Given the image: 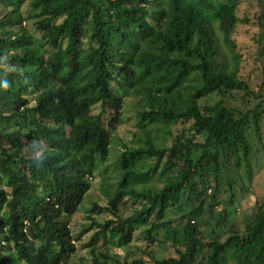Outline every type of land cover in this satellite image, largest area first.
Segmentation results:
<instances>
[{
	"label": "trees",
	"instance_id": "16d2710c",
	"mask_svg": "<svg viewBox=\"0 0 264 264\" xmlns=\"http://www.w3.org/2000/svg\"><path fill=\"white\" fill-rule=\"evenodd\" d=\"M239 1L0 0V264H69L79 240L66 218L108 157L131 94L142 121L139 146H123L118 183L104 191L108 205H92L108 218L93 221L98 232L85 264H264V201L225 240L206 241L199 226L216 213L224 180L233 206L238 172L252 175L248 131L263 133L264 83L255 91L239 76L233 36L249 22ZM240 91L256 101L251 109L228 103ZM211 94L218 99L202 105ZM188 122L194 134L183 130L167 146L170 127ZM147 159L157 161L152 169L145 170ZM161 163L165 185L137 189ZM130 203L137 206L127 216ZM170 208L189 221L174 226ZM143 226L148 236L163 234L152 244L172 240L176 255L147 251L148 260H130L110 252L109 245L131 244Z\"/></svg>",
	"mask_w": 264,
	"mask_h": 264
},
{
	"label": "rangeland",
	"instance_id": "374dc122",
	"mask_svg": "<svg viewBox=\"0 0 264 264\" xmlns=\"http://www.w3.org/2000/svg\"><path fill=\"white\" fill-rule=\"evenodd\" d=\"M162 1L166 3V0ZM239 2L240 18L249 20L248 23H241L233 36L236 42V53L239 54L241 58L239 76L247 80L255 91H258L264 83V0H240ZM27 6L28 3L26 2L23 5L24 13L30 12ZM261 16L263 19L260 21L259 18ZM25 24L30 34H33L38 41H41L33 21H27ZM217 33L221 34L218 29ZM221 45L230 59L232 55L231 51L224 43ZM136 99L137 97L134 94L126 96L121 115V124L112 134V145L109 155L105 160L97 162L93 177L88 178L91 188L83 204L80 205L74 214L66 218L73 236L77 237L79 240L76 242L77 250L72 255L69 264H85L91 259V248L88 247L89 241L98 232L97 228L92 227L93 221L103 223L108 218L106 214H97V212L91 211V208H93L92 205L98 204L102 208L108 205V197L104 191L111 188L109 191L112 192L118 183L120 175L119 161L123 146H139L138 142L134 141V136L136 132L140 131L139 129L142 124L139 115L140 110H138L135 105ZM216 99H218V96L216 94H211L208 98H205V100H201V104H212ZM227 101L232 107L239 108L242 111L251 109L256 104V101L243 91L230 93L227 96ZM33 104L34 101L32 100V105ZM191 125L192 122L172 125L170 130L173 135L169 137L166 145L171 146L173 137L183 130H185L188 136H192L194 132L189 131ZM248 138L252 146V175L248 176L246 171H244V167L238 172L239 178L234 186L235 199L233 206L229 204L231 199L230 188L225 180L223 181V188H221L218 195L216 213L214 215L207 214L209 221L199 225L200 229L204 232L203 238L206 241L215 239L225 240L230 231L233 232L237 230L242 232L247 223L253 218L257 204L264 201V126L261 139L257 137L253 128L249 129ZM156 163V160L147 159L144 162L145 170L152 169ZM232 166L233 164L231 163V167ZM163 168L164 163H161L158 171L153 173L152 178L147 184L143 185V183H138L135 185L136 188L139 190L144 186L148 188H162L165 185V179L161 176ZM104 184L106 188H104ZM136 206L130 203L128 208H126V215H131ZM182 206L184 205L182 204ZM224 210H227L230 215L226 222L221 221L222 215L224 216L225 214ZM166 218L167 220H174V226L176 227H180L189 221L188 217L174 208L167 210ZM90 227L92 228L89 229ZM148 229L149 226H143L137 230L133 242L128 246L113 247L109 245L108 248L110 252L113 254H120L121 256L130 253V260L139 257L148 260V255L145 253L147 251L153 252L159 259L176 255L175 249L172 247V240L167 241V243L163 245L159 243L152 244V237L161 239L163 234L153 233V235L151 234L148 236L146 233ZM98 240H101V237ZM98 242V246H100L101 241Z\"/></svg>",
	"mask_w": 264,
	"mask_h": 264
}]
</instances>
